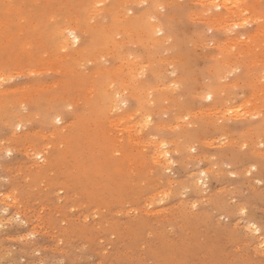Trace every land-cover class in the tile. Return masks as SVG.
I'll return each instance as SVG.
<instances>
[{
	"label": "rangeland",
	"instance_id": "obj_1",
	"mask_svg": "<svg viewBox=\"0 0 264 264\" xmlns=\"http://www.w3.org/2000/svg\"><path fill=\"white\" fill-rule=\"evenodd\" d=\"M231 1L0 0V264H264V0Z\"/></svg>",
	"mask_w": 264,
	"mask_h": 264
},
{
	"label": "bare ground",
	"instance_id": "obj_2",
	"mask_svg": "<svg viewBox=\"0 0 264 264\" xmlns=\"http://www.w3.org/2000/svg\"><path fill=\"white\" fill-rule=\"evenodd\" d=\"M123 1V0H122ZM128 1V0H127ZM131 1V0H130ZM134 1V0H133ZM170 1V0H169ZM226 1V0H225ZM233 1V0H232ZM231 1V2H232ZM246 1V0H245ZM117 2V1H116ZM119 2V1H118ZM142 2V1H141ZM88 3V2H87ZM86 3V4H87ZM119 3H121V2H119ZM126 3V2H125ZM131 3V2H130ZM195 3V2H194ZM207 3V2H206ZM94 4H96V3H94ZM93 4V5H94ZM117 4V3H116ZM124 4V3H123ZM170 4V3H169ZM237 4H239V6L241 5L240 3H237ZM92 5V4H91ZM121 5V4H120ZM135 5V4H134ZM226 5V4H225ZM232 5H233V2H232ZM231 5V6H232ZM89 6V5H88ZM98 6V5H97ZM101 6V5H100ZM213 6V5H212ZM93 7V6H92ZM131 7V6H130ZM134 7V6H133ZM205 7V6H204ZM234 7H236V6H234ZM246 7H248V6H246ZM88 8V7H87ZM229 8V7H228ZM231 8V7H230ZM108 9V8H107ZM116 9V8H115ZM121 9V8H120ZM123 9V8H122ZM210 9V8H209ZM236 9H238V8H236ZM247 9H249V8H247ZM11 10V9H10ZM50 10V9H49ZM102 10H105V9H102ZM112 10H114V9H112ZM233 10V9H232ZM235 10V9H234ZM250 10V9H249ZM9 11V10H8ZM13 11H15V10H13ZM97 11V10H96ZM107 10H105V12H106ZM118 11V10H117ZM94 12V11H93ZM121 12H123V11H121ZM102 13V12H101ZM109 13H111V12H109ZM109 13H107V14H109ZM125 13H127V12H125ZM124 13V14H125ZM89 14H90V12H89ZM96 14V13H95ZM99 14H100V12H99ZM106 14V13H105ZM113 14V13H112ZM101 15H103V14H101ZM121 15H122V13H121ZM88 16H90V15H88ZM116 16H118V15H116ZM90 17H92V16H90ZM100 17V16H99ZM103 17V16H102ZM102 17L100 18V19H102ZM107 17V16H106ZM146 17V16H145ZM227 17V16H226ZM250 17V16H249ZM103 18H105V16L103 17ZM114 18H118V17H114ZM123 18V17H122ZM122 18H120V19H122ZM124 18H126L125 16H124ZM129 18V17H128ZM142 18V17H141ZM140 18V19H141ZM210 18V17H209ZM219 18V17H218ZM248 18V17H247ZM256 18V17H255ZM119 19V18H118ZM139 19V20H140ZM20 20V19H19ZM116 20V19H115ZM218 20V19H217ZM137 21V19L135 20V22ZM144 21V20H143ZM157 21H159L160 22V20H157ZM202 21V20H201ZM79 22V21H78ZM96 22V21H95ZM104 22V21H103ZM129 22V21H128ZM132 22H134V21H132ZM224 22V21H223ZM228 22V21H227ZM76 23V22H75ZM105 23H107V22H105ZM130 23V22H129ZM254 23V22H253ZM5 24V23H4ZM56 24V23H55ZM77 24V23H76ZM100 24V23H99ZM121 24V23H120ZM124 24V23H123ZM141 24V23H140ZM143 24V23H142ZM153 24H155V23H153ZM159 24V23H158ZM57 25V24H56ZM73 25V24H72ZM100 25H102V24H100ZM110 25V24H109ZM124 25H126V23L124 24ZM130 25V24H129ZM160 25V24H159ZM218 25V24H217ZM227 25V24H226ZM108 26V23H107V25L106 26H103L102 28L104 29V27H107ZM111 26V25H110ZM113 26H116V25H113ZM128 26V25H127ZM133 26V25H132ZM134 26H135V24H134ZM143 26H145V25H143ZM153 26V25H152ZM158 26V25H157ZM168 26V25H167ZM219 26V25H218ZM232 26V25H231ZM60 27V26H59ZM63 27V26H62ZM76 27L77 26H74V27H70V26H68L66 29H63L61 32H60V39H61V45L62 46H66V45H69L70 43H73L71 40H70V37H69V33H71L72 35H73V38L75 37V39H73L74 41H76V40H78V36L76 35V34H74L75 32H76ZM100 27V26H99ZM137 27H140L139 25L137 26ZM148 27V26H147ZM161 27V26H160ZM159 27V28H160ZM220 27V26H219ZM218 27V28H219ZM55 28V27H54ZM57 28V27H56ZM112 28H114V27H112ZM116 28H117V26H116ZM159 28H158V30H159ZM217 28V27H216ZM131 29V28H130ZM135 29L137 30V28L135 27ZM135 29H134V31H135ZM147 29V28H146ZM145 29V30H146ZM224 29H225V27H224ZM83 30V29H82ZM108 30V29H107ZM106 30V31H107ZM112 30V29H111ZM150 28L147 30V32L149 33L150 31ZM88 31V30H87ZM105 31V33H107ZM155 31V30H154ZM153 31V32H154ZM157 31V30H156ZM155 31V32H156ZM259 31V30H258ZM85 32V31H84ZM114 32V31H113ZM127 32V31H126ZM137 32H139L138 30H137ZM255 32V31H254ZM120 33V32H119ZM132 33V32H131ZM130 33V34H131ZM157 33V32H156ZM155 33V34H156ZM161 33V32H160ZM21 34V33H20ZM56 34V33H55ZM54 34V32H53V36L55 35ZM127 34H129V33H127ZM151 34H153V33H151ZM102 35V34H101ZM109 34L107 33V36H108ZM111 35V34H110ZM144 35V34H143ZM58 36V35H57ZM56 36V37H57ZM232 36V35H231ZM243 36V35H242ZM261 36V35H260ZM50 37V36H49ZM55 36L53 37L54 39L56 38ZM105 38H106V36H104ZM109 37V36H108ZM119 37V36H118ZM139 36H137V38H138ZM149 37V36H148ZM52 38V37H51ZM84 38V37H83ZM103 38V37H102ZM126 38V37H125ZM127 38H129V37H127ZM141 38H143L142 36H141ZM168 38V37H167ZM12 39V38H11ZM39 39V38H38ZM109 39V38H108ZM116 39V38H115ZM114 39V40H115ZM229 39H232V38H229ZM246 39V38H245ZM3 40H4V38H3ZM51 40H53V39H51ZM151 40V39H150ZM153 40V39H152ZM233 40H235V38L233 39ZM232 40V41H233ZM54 41V40H53ZM57 41V40H56ZM102 41V40H101ZM109 41H112V40H109ZM135 41V40H134ZM138 41V40H137ZM158 41V40H157ZM232 41H231V43H232ZM5 42V41H4ZM12 42V41H11ZM55 42V41H54ZM53 42V43H54ZM77 42V41H76ZM131 42V41H130ZM145 42V41H144ZM224 42V41H223ZM241 42V41H240ZM42 43V42H41ZM52 43V45H54ZM103 43V42H102ZM167 43V42H166ZM236 43V42H235ZM3 45H4V43H2ZM7 44V43H6ZM9 44V43H8ZM238 44H239V42H238ZM56 45V44H55ZM140 45H142V44H140ZM165 45V44H164ZM226 45V44H225ZM4 46H7V45H4ZM75 46V45H74ZM105 46V45H104ZM121 46H122V44H121ZM159 47H160V45H158ZM8 47H9V45H8ZM23 47V46H22ZM25 47V46H24ZM219 47H220V45H219ZM232 47V46H231ZM251 47V46H250ZM26 48V47H25ZM70 48V47H69ZM77 48V47H76ZM255 48H256V46H255ZM24 49V48H23ZM27 49V48H26ZM29 49V48H28ZM27 49V50H28ZM61 49H62V47H61ZM75 49V48H74ZM96 49V48H95ZM94 49V50H95ZM122 49V48H121ZM258 49V48H257ZM59 50H60V48H59ZM42 51V50H41ZM78 51V50H77ZM115 51V50H114ZM65 52V51H64ZM80 52V51H79ZM247 52V51H246ZM1 53V52H0ZM29 53H31V52H29ZM81 53V52H80ZM85 53V52H84ZM87 53V52H86ZM106 53V52H105ZM116 54V53H115ZM48 55V54H47ZM80 55H82V54H80ZM79 54H78V56H80ZM117 55V54H116ZM42 56H44V55H42ZM55 56V55H54ZM261 56V55H260ZM76 57V56H75ZM22 58V57H21ZM31 58V57H30ZM65 58V57H64ZM69 58V57H68ZM68 58H66L65 60H66V62H67V59ZM71 58V57H70ZM82 58V57H81ZM59 59V58H58ZM72 59H73V57H72ZM75 59H78L77 57L75 58ZM120 59V58H119ZM139 59V58H138ZM166 60H168L169 61V59H167V57L165 58ZM10 60V59H9ZM15 60V59H14ZM60 60V59H59ZM146 60V59H145ZM144 60V61H145ZM172 60V59H171ZM37 61V60H36ZM40 61V60H39ZM39 61H38V63H39ZM53 61V60H52ZM64 61V60H63ZM72 61V60H71ZM75 61V60H74ZM173 62H174V59L172 60ZM7 62H8V60H7ZM75 62H79L78 60L77 61H75ZM74 62V63H75ZM95 62V61H94ZM162 62V61H161ZM256 62V61H255ZM23 63V62H22ZM49 63V62H48ZM53 63V62H52ZM61 63V62H60ZM92 63V62H91ZM138 63V62H137ZM150 63V62H149ZM167 63V62H166ZM70 64V63H69ZM139 64V63H138ZM227 64V63H226ZM19 65V64H18ZM51 65V64H50ZM55 65V64H54ZM61 65H63V64H61ZM67 65H68V62H67ZM72 65V64H71ZM71 65H69V66H71ZM137 65V64H136ZM173 65V64H172ZM52 66V65H51ZM63 66H66V65H63ZM87 66V65H86ZM130 66V65H129ZM167 66V65H166ZM263 66V65H262ZM20 67V66H19ZM55 67V66H54ZM53 67V68H54ZM62 67V66H61ZM67 67V66H66ZM132 67H134V66H132ZM168 67V66H167ZM166 67V68H167ZM50 68V67H49ZM107 68V67H106ZM120 68V67H119ZM130 68V67H129ZM142 68V67H141ZM168 68H170V67H168ZM8 68H6V70H7ZM68 69V68H67ZM132 69H134V68H132ZM132 69H130L131 71H133ZM136 69H138V68H136ZM47 71H48V69H46ZM68 70H70V69H68ZM72 70V69H71ZM100 70V69H99ZM120 70V69H119ZM135 70V69H134ZM164 70V69H163ZM168 70V69H167ZM24 71V70H23ZM54 71H56V70H54ZM162 71V70H161ZM28 72V71H27ZM45 72V71H44ZM49 72V71H48ZM116 72H118V71H116ZM167 72V71H166ZM58 73V72H57ZM62 73V72H61ZM65 73H67V72H65ZM68 73H70V72H68ZM74 73V72H73ZM72 73V74H73ZM75 73H77V72H75ZM133 72H131V74H132ZM135 73V72H134ZM155 73V72H154ZM39 74V73H38ZM43 74V73H42ZM45 74H47V73H45ZM105 74V73H104ZM74 75V74H73ZM80 75L82 76V74L80 73ZM110 75V74H109ZM121 75V74H120ZM84 78H85V75L83 76ZM100 77H102V76H100ZM110 77V76H109ZM125 77H127V76H125ZM71 78H73V77H71ZM74 78H76V75H75V77ZM86 78H88L87 76H86ZM97 78V77H96ZM95 78V79H96ZM94 79V80H95ZM102 79V78H101ZM109 79V78H108ZM83 80V79H82ZM85 80V79H84ZM83 80V81H84ZM103 80V79H102ZM126 80V79H125ZM77 81H79V80H77ZM86 81V80H85ZM136 81V80H135ZM174 81H175V79H174ZM45 82V81H44ZM62 82H64V81H62ZM103 82V81H102ZM126 82V81H125ZM59 83V82H58ZM74 83V82H73ZM85 83V82H84ZM100 83V82H99ZM113 83H115V81H113ZM69 84V83H68ZM88 83H86L85 85H87ZM96 84V83H95ZM102 84V83H101ZM35 85V84H34ZM53 85H54V83H53ZM97 85H98V82H97ZM50 87L52 86V84L51 85H49ZM49 86H48V88H49ZM67 86V85H66ZM74 86V85H73ZM44 87V86H43ZM72 87V86H71ZM70 87V88H71ZM76 87V86H75ZM79 87V86H78ZM97 87V86H96ZM108 87V86H107ZM107 87H105V88H107ZM28 89H29V87H27ZM67 88V87H66ZM90 88H91V86H90ZM99 88V87H98ZM31 89V88H30ZM73 89V88H72ZM10 90V89H9ZM20 90H21V88H20ZM25 90V89H24ZM23 89H22V91H24ZM27 90V89H26ZM37 90V89H36ZM75 90H77V89H75ZM90 90V89H89ZM103 90V89H102ZM102 90H100L101 92H102ZM123 90V89H122ZM118 91H119V89H118ZM105 92H106V90H105ZM120 92V91H119ZM0 93H1V91H0ZM8 93V92H7ZM6 93V94H7ZM104 93V92H103ZM2 94V93H1ZM1 94H0V96H1ZM5 94V95H6ZM31 94V93H30ZM87 94H88V92H87ZM108 94V93H107ZM106 93H105V95L106 96H108ZM117 94H119V93H117ZM124 94V93H123ZM34 96V95H33ZM79 96V95H78ZM210 96H212V95H210ZM2 97V96H1ZM5 96L3 95V97L2 98H4ZM128 97H130V96H128ZM135 98V97H134ZM133 98V99H134ZM203 98V97H202ZM1 99V98H0ZM9 99V98H8ZM92 99V98H91ZM251 99V98H250ZM5 100H7V99H4V101ZM135 100V99H134ZM3 101V100H2ZM12 101V100H11ZM244 101H246V100H244ZM244 101H242V102H244ZM73 102V101H72ZM89 103V102H88ZM92 104V103H91ZM52 105V104H51ZM78 105V104H77ZM166 106V105H165ZM252 106V105H251ZM50 106H48V108H49ZM52 107V106H51ZM114 107V106H113ZM47 108V109H48ZM163 108V107H162ZM251 108V107H250ZM53 109H54V107H53ZM67 109V108H66ZM49 110V109H48ZM112 110V109H111ZM207 110V109H206ZM53 111V110H52ZM55 111V110H54ZM248 111V110H247ZM251 111V110H250ZM141 112V111H140ZM213 112V111H212ZM255 112V111H254ZM153 113H154V111H153ZM199 113V112H198ZM150 114V113H149ZM156 114V113H155ZM250 114V113H249ZM15 115V114H14ZM13 115V116H14ZM46 115V114H45ZM50 115H52V114H50ZM151 115V114H150ZM185 115V114H184ZM188 115V114H187ZM215 115V114H214ZM228 115V114H227ZM179 117V116H178ZM198 117V116H197ZM242 117V116H241ZM12 118V117H11ZM50 118V117H49ZM255 118H256V116H255ZM264 119V118H263ZM19 120V119H18ZM49 120H51V118L49 119ZM24 121V120H23ZM110 121V120H109ZM141 121V120H140ZM137 122V121H136ZM149 122V121H148ZM20 123H21V121H20ZM178 123V122H177ZM245 123V122H244ZM130 124V123H129ZM167 124V123H166ZM113 126H114V124H113ZM135 126V125H134ZM160 126V125H159ZM175 126V125H174ZM123 127V126H122ZM136 128V127H135ZM124 129V128H123ZM125 130V129H124ZM119 131V130H118ZM117 131V132H118ZM126 131V130H125ZM116 132V131H115ZM114 132V133H115ZM37 133V132H36ZM140 133V132H139ZM16 134V133H15ZM101 134H103V133H101ZM12 135V134H11ZM133 136V135H132ZM228 137V136H227ZM102 138V136L100 135V139ZM138 139V138H137ZM128 140V139H127ZM140 140V139H139ZM130 141H131V139H130ZM147 141V140H146ZM149 141V140H148ZM174 141V140H173ZM139 142V141H138ZM205 142V141H204ZM96 144H99L98 142H96ZM147 144V143H146ZM155 145V144H154ZM159 145V144H158ZM163 145V144H162ZM6 146V145H5ZM117 146H118V148H117V150H121L122 151V153L124 154L125 153V147H123L122 145H121V147H120V144L118 145L117 144ZM156 146V145H155ZM29 147V146H28ZM158 148V147H157ZM134 148H132V150H133ZM159 149V148H158ZM121 151H120V154H122L121 153ZM158 151V150H157ZM133 152V151H132ZM161 152V151H160ZM171 152V151H170ZM165 153H167V152H164V151H162L161 153H160V156H162V157H167V156H165L164 154ZM45 154V153H44ZM130 155V159H134V161L135 160H140L139 159V157L138 156H136L135 154H132L131 152H129L128 153V156ZM158 155V154H157ZM167 155H168V153H167ZM193 155H195V154H193ZM35 157V156H34ZM161 157V158H162ZM38 158V157H37ZM153 158V157H152ZM168 158V157H167ZM170 158V157H169ZM188 158V157H187ZM202 158V157H201ZM152 160V159H151ZM155 160V159H154ZM35 161V160H34ZM156 161H158V159H156ZM133 162V161H132ZM30 164V163H29ZM141 165H142V163H140ZM138 165V164H137ZM144 165V164H143ZM31 166V165H30ZM139 166V165H138ZM166 170V169H165ZM132 173H135L134 172V170L132 169ZM133 175H135V174H133ZM135 177V176H134ZM143 182V181H142ZM58 190V189H57ZM152 195V194H151ZM156 212V211H155ZM11 218V217H10ZM251 222V221H250ZM251 224V223H250ZM258 245V244H257ZM186 253H187V251H186Z\"/></svg>",
	"mask_w": 264,
	"mask_h": 264
},
{
	"label": "snow or ice",
	"instance_id": "obj_3",
	"mask_svg": "<svg viewBox=\"0 0 264 264\" xmlns=\"http://www.w3.org/2000/svg\"><path fill=\"white\" fill-rule=\"evenodd\" d=\"M244 24L247 25V24H248V21L245 20V21H244ZM236 27L239 28L240 25L238 24V25H236ZM74 39H75V37H74ZM207 99L211 100L212 97L209 95V96L207 97ZM69 110H70V108H69ZM150 119H151V118L149 117V120H150ZM56 123H60V118H59L58 116L56 117ZM7 155H9V156L12 155V153H11L10 150L8 151ZM164 155L167 156V153H165ZM169 162L171 163L170 158H169ZM204 175H205L204 173H201V176H204ZM201 182H202V181H201ZM193 207H195V205H193ZM16 219L18 220L19 217H17ZM0 227H4V225H3V224H0ZM251 227H252L253 229H255V225H252ZM262 247H264V246H262ZM2 264H10V260L3 261ZM62 264H63V262H62Z\"/></svg>",
	"mask_w": 264,
	"mask_h": 264
}]
</instances>
